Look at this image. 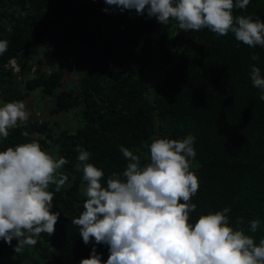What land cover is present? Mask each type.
Segmentation results:
<instances>
[{
	"label": "trees",
	"instance_id": "obj_1",
	"mask_svg": "<svg viewBox=\"0 0 264 264\" xmlns=\"http://www.w3.org/2000/svg\"><path fill=\"white\" fill-rule=\"evenodd\" d=\"M233 14L264 21V0H250ZM0 40L8 42L0 55V102L22 101L40 89L43 97L54 99L52 116L78 110L84 123L52 140L58 158L68 161L60 169L68 177L65 186L59 192L49 188L51 211L60 213L54 234L42 233L35 245L18 253L16 239L11 245L0 239V264H80L93 247L106 262L108 246L94 239L86 245L72 223L86 199L76 148L90 153L89 162L104 172L106 186L108 176L122 177L126 169L120 146L140 155L144 165L150 162L144 145L156 136L195 137L196 156L190 162L199 189L191 198L196 205L191 221L228 207L231 226L243 218L246 234L257 243L264 238V101L250 79L252 65L264 75V48L244 45L231 32L182 31L175 20L163 25L146 12H121L104 0H0ZM35 47L43 50L39 66L54 67L63 52L72 55V65L90 67L72 89L63 88L60 65L49 74L38 68L24 79L31 68L24 55ZM253 54L259 60H251ZM12 58L21 66V81L4 68ZM165 66L152 92L151 77ZM51 133L49 122L28 119L10 129L7 139L0 138V151L31 142L35 134L45 137L37 142L46 151ZM252 219L260 221L255 233L248 230Z\"/></svg>",
	"mask_w": 264,
	"mask_h": 264
},
{
	"label": "clouds",
	"instance_id": "obj_2",
	"mask_svg": "<svg viewBox=\"0 0 264 264\" xmlns=\"http://www.w3.org/2000/svg\"><path fill=\"white\" fill-rule=\"evenodd\" d=\"M109 7L124 11L145 12L163 25L175 20L182 31L208 29L218 36L233 33L238 42L249 47L264 48V21L252 16H234L233 9H245L250 0H104ZM104 11H108L105 8ZM8 48L0 40V55ZM251 60H259L253 54ZM250 79L260 90L264 101V75L251 66ZM29 112L23 101L0 105V138L7 139L9 130L19 122H27ZM27 136V132L23 133ZM195 137L183 139L155 138L144 147L150 162L142 165L141 157L120 146L127 159L121 174L108 176L89 162L90 153L77 146V169L86 182L81 193L86 199L83 211L72 223L87 245L108 246L106 262L93 247L90 258L80 264H264V238L257 243L246 234L243 218L236 227L230 225V208L202 214L191 221L196 209L191 202L199 189V179L191 170L195 158ZM68 163L42 149L37 141L17 144L0 151V239L11 245L18 243L16 253L32 246L42 233L55 232L59 212H52L55 186L59 192L68 177L60 171ZM255 233L258 219L248 222Z\"/></svg>",
	"mask_w": 264,
	"mask_h": 264
},
{
	"label": "rangeland",
	"instance_id": "obj_3",
	"mask_svg": "<svg viewBox=\"0 0 264 264\" xmlns=\"http://www.w3.org/2000/svg\"><path fill=\"white\" fill-rule=\"evenodd\" d=\"M42 52L43 50L41 48L35 47L32 50H30L29 53L24 55L27 64H29L31 67L30 71L26 73V75L24 76V79H30L31 77H34L35 74L31 75L30 73L32 72V68H34V72H36V70L40 68L42 71L49 74L53 69H57L58 66L60 65L62 67L61 72L63 73L61 84H63L64 89H72L77 86L79 78L82 75H84V73L90 67V65L89 66H85L81 64H78L76 66L72 65L71 62L73 59L72 55L65 56L63 52L58 53L57 63L54 67L50 68L47 67L46 65L39 66L36 62L39 58L42 57ZM166 68L167 66L161 68L151 77L150 90L152 92H154V90L156 89V80H157V76L159 75L157 73L159 71H164ZM22 85L20 86L21 91H22ZM22 101L26 106V110L30 114L29 119L40 117L41 121L44 122L47 121L50 123V128L52 130L51 133L52 138L51 140H45L46 144L48 145L46 151L51 155H53L55 158H58V144H56L52 140H54L57 136H59L60 132L63 129L69 130L72 134L79 126L84 125V123H82L79 111L73 110L68 113H62L52 116L50 114V109H52V107L54 106V99L53 97H43L40 89H36L32 91L29 97ZM2 104L3 103L0 102V105ZM53 122H56L57 126H53ZM22 123L24 122H19L18 125ZM34 137H35L34 138L35 141L45 139V137L41 134H35ZM155 138H158V136L152 137V140Z\"/></svg>",
	"mask_w": 264,
	"mask_h": 264
},
{
	"label": "built area",
	"instance_id": "obj_4",
	"mask_svg": "<svg viewBox=\"0 0 264 264\" xmlns=\"http://www.w3.org/2000/svg\"><path fill=\"white\" fill-rule=\"evenodd\" d=\"M4 68L7 71L11 72L16 77L17 80H20V81L22 80V75H21L22 70H21V66L18 63L17 59L12 58V59L8 60L7 63L4 65ZM30 73H31V75L35 74L34 68H32V72H30ZM37 119H38V122L41 123L40 117Z\"/></svg>",
	"mask_w": 264,
	"mask_h": 264
}]
</instances>
